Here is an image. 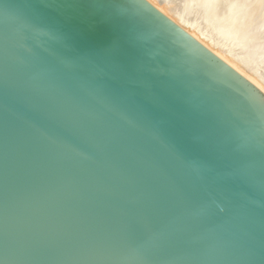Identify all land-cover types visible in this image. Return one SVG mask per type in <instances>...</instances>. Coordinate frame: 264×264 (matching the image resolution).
I'll list each match as a JSON object with an SVG mask.
<instances>
[{
    "label": "water",
    "instance_id": "1",
    "mask_svg": "<svg viewBox=\"0 0 264 264\" xmlns=\"http://www.w3.org/2000/svg\"><path fill=\"white\" fill-rule=\"evenodd\" d=\"M104 2L89 32L0 0V264H264V92Z\"/></svg>",
    "mask_w": 264,
    "mask_h": 264
},
{
    "label": "bare ground",
    "instance_id": "2",
    "mask_svg": "<svg viewBox=\"0 0 264 264\" xmlns=\"http://www.w3.org/2000/svg\"><path fill=\"white\" fill-rule=\"evenodd\" d=\"M147 1L264 92V3L259 0Z\"/></svg>",
    "mask_w": 264,
    "mask_h": 264
},
{
    "label": "snow or ice",
    "instance_id": "3",
    "mask_svg": "<svg viewBox=\"0 0 264 264\" xmlns=\"http://www.w3.org/2000/svg\"><path fill=\"white\" fill-rule=\"evenodd\" d=\"M264 3V0H259ZM37 9L52 10L59 13L66 24L85 26V30L95 31L98 25L108 23L109 17L106 15V9L110 7L104 0H88L87 3L82 0H39Z\"/></svg>",
    "mask_w": 264,
    "mask_h": 264
},
{
    "label": "rangeland",
    "instance_id": "4",
    "mask_svg": "<svg viewBox=\"0 0 264 264\" xmlns=\"http://www.w3.org/2000/svg\"><path fill=\"white\" fill-rule=\"evenodd\" d=\"M208 48V47H207ZM211 50V48H209Z\"/></svg>",
    "mask_w": 264,
    "mask_h": 264
}]
</instances>
